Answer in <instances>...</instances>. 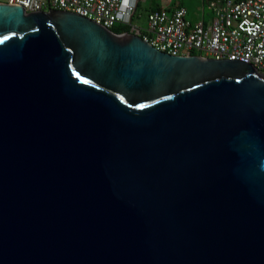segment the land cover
I'll list each match as a JSON object with an SVG mask.
<instances>
[{"label":"water","instance_id":"95a60500","mask_svg":"<svg viewBox=\"0 0 264 264\" xmlns=\"http://www.w3.org/2000/svg\"><path fill=\"white\" fill-rule=\"evenodd\" d=\"M0 264H264V77L0 3Z\"/></svg>","mask_w":264,"mask_h":264},{"label":"built area","instance_id":"2783aa9c","mask_svg":"<svg viewBox=\"0 0 264 264\" xmlns=\"http://www.w3.org/2000/svg\"><path fill=\"white\" fill-rule=\"evenodd\" d=\"M144 0H0L25 12L61 9L75 12L111 28L129 25L156 49L171 55L199 54L249 63L264 77V0H210L208 21L190 22L182 6L147 12V26L131 25L137 4ZM125 33V32H121Z\"/></svg>","mask_w":264,"mask_h":264},{"label":"rangeland","instance_id":"374dc122","mask_svg":"<svg viewBox=\"0 0 264 264\" xmlns=\"http://www.w3.org/2000/svg\"><path fill=\"white\" fill-rule=\"evenodd\" d=\"M157 0H144L140 1L137 9L135 10L132 18H131V25L136 26L140 29H145L147 26V12L150 8V6L154 5ZM184 4L188 6L189 15L193 11V9L200 10L201 7L199 0H184ZM197 5V6H196ZM203 13H206L208 15V18L210 17V14L212 13L210 7L205 3L203 5ZM206 11V12H205ZM209 12V13H207ZM202 13V12H200Z\"/></svg>","mask_w":264,"mask_h":264},{"label":"crops","instance_id":"0c3cea01","mask_svg":"<svg viewBox=\"0 0 264 264\" xmlns=\"http://www.w3.org/2000/svg\"><path fill=\"white\" fill-rule=\"evenodd\" d=\"M210 0H199V3L201 5V7L199 8L200 10L197 9H193V11L191 12V14L189 15V11H188V6H186L184 4V0H157L156 3L154 5H152L153 8L155 7H164L168 10L173 9L176 6H182L185 8L186 10V14L185 17L186 19H188L190 22H197V21H203L206 22L209 20L208 15L206 13H203V5L205 3H208ZM197 6V5H196ZM202 12V13H200ZM206 12V11H205ZM209 13V12H207ZM211 16V14H210Z\"/></svg>","mask_w":264,"mask_h":264},{"label":"trees","instance_id":"16d2710c","mask_svg":"<svg viewBox=\"0 0 264 264\" xmlns=\"http://www.w3.org/2000/svg\"><path fill=\"white\" fill-rule=\"evenodd\" d=\"M138 4H137V6H138ZM155 8H159V7H155ZM136 9H137V7H136ZM152 9H154V8L152 6H150L149 10H152ZM110 29L114 33L128 32L129 31V25L118 24V25L112 26Z\"/></svg>","mask_w":264,"mask_h":264}]
</instances>
